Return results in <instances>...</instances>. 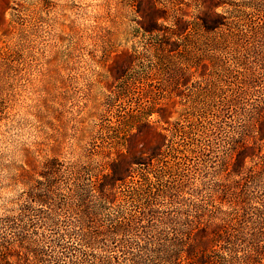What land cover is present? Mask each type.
Listing matches in <instances>:
<instances>
[{
    "label": "rangeland",
    "instance_id": "1",
    "mask_svg": "<svg viewBox=\"0 0 264 264\" xmlns=\"http://www.w3.org/2000/svg\"><path fill=\"white\" fill-rule=\"evenodd\" d=\"M228 1L239 15L264 18V7L242 13L247 0ZM197 5L196 0H0V264L19 261L9 251L23 252L24 264L28 258L38 264L80 259L100 264L126 251L135 254L133 260L121 257L113 264H173L168 255L196 206L217 209V215L231 208L233 189L227 192L225 183L233 178L222 183L215 171L264 87L239 92L242 66L231 47L209 43L214 35L198 44L209 68L191 58L190 43L199 32L193 24L190 34L174 32L178 18L194 20ZM156 14L163 15L160 30H145ZM168 40L178 45L170 48ZM225 66L232 73L223 76ZM184 75L188 80L182 82ZM167 102L174 103L171 123H156L168 133L160 159L153 166L132 164L110 189V199L99 195L95 180L110 163L132 145L131 150L144 147L147 129L138 133L135 124L147 119L150 105ZM46 162L54 171L39 184ZM35 185L46 203L23 208ZM129 217L148 223L149 230L111 233L103 240L86 235ZM232 244L221 241L212 261L237 264L225 260ZM236 244L241 255L245 247Z\"/></svg>",
    "mask_w": 264,
    "mask_h": 264
},
{
    "label": "trees",
    "instance_id": "2",
    "mask_svg": "<svg viewBox=\"0 0 264 264\" xmlns=\"http://www.w3.org/2000/svg\"><path fill=\"white\" fill-rule=\"evenodd\" d=\"M198 3V13L194 20L185 19V15L177 19L175 34L184 32L190 34L189 25L193 24L199 33H195L190 43L193 49L192 59L199 58V63L205 71L210 66L207 57L198 55L202 38L215 36L209 43H216L221 47H231L234 55H237V64L242 69L237 71L236 78L240 79L243 84L239 87L240 93H248L254 86L264 87V18L261 21H254L248 18L246 14H237L238 10L234 7V3L228 0H196ZM229 4L227 11H219L221 6ZM242 13H246L247 8L255 10L264 7V0H247ZM229 12V14H227ZM163 15L156 14L149 23L144 26L147 31L160 30L158 28V18ZM218 34V36H217ZM258 37V39H256ZM254 39V40H252ZM256 39V40H255ZM170 48L178 45L175 41H166ZM204 55V54H203ZM221 60V59H220ZM197 62V61H196ZM217 65H219L217 63ZM223 66V65H220ZM224 74L232 73L229 67L223 69ZM233 76V74H232ZM182 82L188 80L185 75L181 77ZM246 87V89H245ZM235 99L232 97L231 100ZM258 103L248 113L246 122L241 125V131L234 140L232 147L225 153L220 160L216 174L221 178V182L229 181L226 184V191L233 189L230 199V209L222 212L224 214L217 215L216 212H208L202 207H197L191 217L186 221L184 229L180 231V237L177 240V246L174 252L168 255V261L173 264H218L212 261L211 253L220 244L221 241L228 239L231 241L232 247L230 253L225 257L228 262L237 264H264V96L258 99ZM174 103H163L161 105H150L147 108L145 121L141 125H137V131L145 127L147 140L144 147L137 150H131L134 145L130 146L128 152H122L119 157L110 163V169L99 175L95 180L99 195H105L109 199L112 196L110 191L118 180L124 178L129 167L134 163L155 165L164 153L167 146L168 133L164 126L156 123L170 122L173 113ZM156 114L157 120L149 117ZM251 135L250 133H253ZM135 134H133V139ZM132 141H130L131 144ZM50 162H46L42 171H40L41 179L39 184L47 182L48 174L53 173L54 169L50 167ZM256 185V193L250 188ZM169 187V185H168ZM170 188V187H169ZM140 190V189H136ZM161 189L158 191L170 193L169 189ZM148 192L142 191L141 194ZM149 194V193H148ZM159 194V193H158ZM28 199L23 203V208H29L32 201L37 203H46V194L40 193L38 185H35L27 192ZM218 197L222 204L226 199ZM219 207V206H218ZM220 210V208H218ZM148 223H142L133 218L115 225L113 229L100 227L95 231L87 232L91 239L103 240L107 239L111 233L126 234L130 232L137 235L140 232L149 230ZM114 230V231H113ZM92 232V233H91ZM179 232V231H177ZM242 244L245 248L241 255L235 249V244ZM236 244V245H238ZM30 249L35 254L36 250ZM235 251V252H234ZM234 252V253H233ZM125 255L120 256L117 253L105 257L101 263L113 264V261L120 262L121 257L126 260H133L134 253L130 251L123 252ZM9 255H15L19 261H8L7 264H24L27 258L25 254L18 251H9ZM36 256V255H35ZM73 256V255H72ZM130 256V257H129ZM74 257V256H73ZM72 257V258H73ZM34 259V258H33ZM109 260V261H108ZM84 260L73 261L72 264H84ZM112 261V263H110ZM39 262V261H38ZM100 263V264H101ZM133 264H140L139 261H133ZM25 264H38L36 261L27 259Z\"/></svg>",
    "mask_w": 264,
    "mask_h": 264
}]
</instances>
